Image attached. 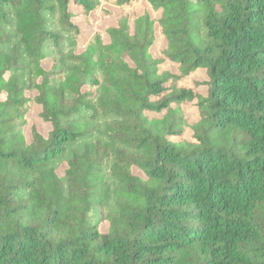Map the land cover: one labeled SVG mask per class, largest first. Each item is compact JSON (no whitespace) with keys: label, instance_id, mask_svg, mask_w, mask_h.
Returning <instances> with one entry per match:
<instances>
[{"label":"trees","instance_id":"16d2710c","mask_svg":"<svg viewBox=\"0 0 264 264\" xmlns=\"http://www.w3.org/2000/svg\"><path fill=\"white\" fill-rule=\"evenodd\" d=\"M138 1L0 0V264H264V0Z\"/></svg>","mask_w":264,"mask_h":264},{"label":"rangeland","instance_id":"374dc122","mask_svg":"<svg viewBox=\"0 0 264 264\" xmlns=\"http://www.w3.org/2000/svg\"><path fill=\"white\" fill-rule=\"evenodd\" d=\"M110 10L112 11V15L109 17H105L104 15H102L101 13H96L95 15H93V17H98V23L91 25L88 29L85 30V33L83 35V37L86 39L91 32L94 29H100L103 30L105 27L107 26H112L116 24V16L119 14H126L129 18V22H132L133 18L135 17H139L141 15H143L144 13H147L151 19L156 20L160 17V13L159 12H153L151 7L149 6V4L145 1V0H141L138 1L136 3H130L128 5H124L123 7L120 8H110ZM166 46V42L163 38V36L160 34V30L158 28V26H155V42L150 50L151 55L154 58H158L160 56L161 51L165 48ZM43 66L45 68H48V63H43ZM160 71H169L172 73H176L178 74V72H176L175 70V65L169 62H164L160 67ZM198 81V82H202L206 80V76L204 71H196L192 74H190L188 77L183 78L179 83L178 86L180 87H184V88H192L193 87V82L194 81ZM198 92H200L201 94H205L206 93V87L204 86H200L198 89ZM27 96H30L31 94L27 93ZM1 99H4V96H1ZM39 109L36 108V106H31V109L29 111V113L27 114L26 118L28 120V127H30V125H34L35 128H37V130L43 134L46 135L47 131L49 130L48 126L46 124H43V122L39 119L38 117V112ZM183 111H184V115L185 118L188 122L189 125L194 124L195 122H197L199 120V116H198V111L194 105V103H191L187 106L183 107ZM150 117H152V115L150 114ZM173 141H181V140H185L188 142H193L194 139L192 138V132L190 131L189 128H186L183 132V134L176 138H172ZM99 230L101 232H105L106 231V225H102L100 226Z\"/></svg>","mask_w":264,"mask_h":264}]
</instances>
